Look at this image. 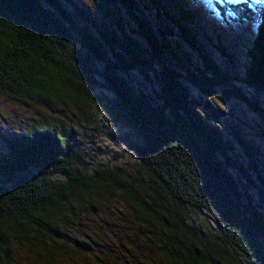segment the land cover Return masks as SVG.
Here are the masks:
<instances>
[{"label":"trees","instance_id":"trees-1","mask_svg":"<svg viewBox=\"0 0 264 264\" xmlns=\"http://www.w3.org/2000/svg\"><path fill=\"white\" fill-rule=\"evenodd\" d=\"M73 1L0 0V93L24 106L84 113L99 76L117 109L113 123L137 136L131 148L146 180L125 169L122 148L40 116L3 139L9 154L0 157V264H16L15 244L50 261L66 247L61 226L80 225L113 202L128 207L133 225L157 234H148L151 244L143 239L148 248L157 243L162 264H264V175L256 176L254 149L236 134L245 166L239 163L213 125L222 112L211 104L234 99L264 119V8L248 33L242 71L230 74L198 46L187 9L175 6L168 20L194 56L173 51L165 33L156 36L136 0H92L102 15L88 22L84 0ZM122 15L143 45L130 38ZM201 214L213 224L201 228Z\"/></svg>","mask_w":264,"mask_h":264},{"label":"rangeland","instance_id":"rangeland-1","mask_svg":"<svg viewBox=\"0 0 264 264\" xmlns=\"http://www.w3.org/2000/svg\"><path fill=\"white\" fill-rule=\"evenodd\" d=\"M80 1L74 0L73 2L77 5L81 4ZM136 2L141 18L156 36L165 33V38L173 51L181 50L185 54L194 56L178 38L168 20L171 15L173 17L177 7L189 10L194 15V23L188 27L189 32L205 54L222 70L230 74L242 71L248 33L255 29L259 11L264 8V0H251L250 2L243 0H160L161 7L159 8H155L148 0H136ZM93 3L92 0H84V6L80 5L87 22L98 21L99 16L102 15L99 9L94 10ZM122 19L123 26L128 21L123 15ZM164 25L171 29L166 32ZM124 28L130 38L139 45H143L138 36L131 33L132 25H124ZM215 48L221 50L223 55ZM98 64L95 63L101 76ZM93 78L97 82L98 89L95 90L94 99L89 100L84 113L67 105L24 106L9 100L0 93V157L5 158L9 154L3 139L15 138L24 132L34 120L48 115L54 120L61 118L65 123L75 126L79 134L81 129L84 135L91 136L96 142H101V146L114 148V151L121 148L125 150L122 165L129 171V174L138 175L145 181L144 174L137 172L139 168L131 148L132 143L138 140L137 136L124 125L113 123L119 119L117 109L109 104L112 103V94L99 76ZM211 104L222 112L213 121L222 140L229 142L231 148L236 151L238 144L235 135L237 134L244 144L254 149L252 160L259 171L256 176L264 175V119L250 111L245 103L234 99L211 101ZM99 123L101 125H98ZM86 140L89 142L87 138ZM126 151L127 153H124ZM238 152L237 150L236 156L243 167L245 158ZM230 155L233 157L232 154ZM243 170L246 172V169ZM250 176L254 178L255 175ZM132 220L126 205L117 202L109 203L97 208L96 216L85 218L80 225L69 223L61 226V231L66 237L64 241L66 247L64 249V246H61L53 250L50 261L32 253L29 250L32 248L30 245L18 247L15 244L18 248L12 245V254L16 264H162L156 253L155 244L157 243H152L154 247L148 248L147 242L143 239L144 237L147 240L148 234L153 231L145 226L133 225ZM197 223L201 228L207 224L210 226L213 224L211 216L203 214L199 216ZM96 226L103 236L101 239L96 235ZM135 228L139 232H136ZM156 235L154 233V236ZM73 239L76 240L77 246L71 243ZM148 243L151 244L149 241Z\"/></svg>","mask_w":264,"mask_h":264}]
</instances>
